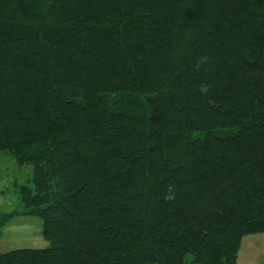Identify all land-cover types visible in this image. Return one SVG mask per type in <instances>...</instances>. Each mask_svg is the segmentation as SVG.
<instances>
[{
	"label": "trees",
	"instance_id": "16d2710c",
	"mask_svg": "<svg viewBox=\"0 0 264 264\" xmlns=\"http://www.w3.org/2000/svg\"><path fill=\"white\" fill-rule=\"evenodd\" d=\"M0 158L31 167L0 236L38 216L50 241L0 264H239L264 233V0H0Z\"/></svg>",
	"mask_w": 264,
	"mask_h": 264
},
{
	"label": "rangeland",
	"instance_id": "374dc122",
	"mask_svg": "<svg viewBox=\"0 0 264 264\" xmlns=\"http://www.w3.org/2000/svg\"><path fill=\"white\" fill-rule=\"evenodd\" d=\"M30 174V166L19 168L13 160L0 158V214L22 208L15 183H26ZM43 223L38 216H16L4 227L0 236V251L49 246ZM238 262L264 264V233L249 234L243 238Z\"/></svg>",
	"mask_w": 264,
	"mask_h": 264
},
{
	"label": "clouds",
	"instance_id": "9594fccd",
	"mask_svg": "<svg viewBox=\"0 0 264 264\" xmlns=\"http://www.w3.org/2000/svg\"><path fill=\"white\" fill-rule=\"evenodd\" d=\"M204 90L206 91L207 89L205 88Z\"/></svg>",
	"mask_w": 264,
	"mask_h": 264
}]
</instances>
